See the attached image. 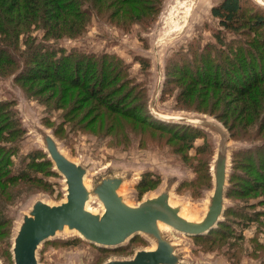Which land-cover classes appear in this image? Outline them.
Returning a JSON list of instances; mask_svg holds the SVG:
<instances>
[{"label":"rangeland","instance_id":"1","mask_svg":"<svg viewBox=\"0 0 264 264\" xmlns=\"http://www.w3.org/2000/svg\"><path fill=\"white\" fill-rule=\"evenodd\" d=\"M219 1L163 0L160 11L155 14L153 20L144 24L125 25L123 28L115 26L107 18L101 19L93 14L81 35L73 38H43L46 31L35 24L30 25L27 32L21 31L13 49L14 54H11V48H8L3 57L9 59L0 60V64L4 63L3 61L6 63L12 56L18 67L16 71L12 67L7 73L0 72V102L7 103L0 114V123L8 125L13 136L9 137V144L6 146L11 148L8 155V160L12 163L11 171L17 173L21 161L32 151H44L40 138L33 130L34 126H40L53 135L68 158L86 166V187H91L95 180L107 173L130 175L129 181L117 189L125 203L137 205L146 197L156 196L168 186L171 188L170 203L181 206L180 215L189 220H200L213 188L208 176L217 147L218 136L215 133L202 127V136L195 139L192 146L186 150L178 147L180 150H177L175 139L169 134L149 133L145 127L144 130L131 129L129 125L123 128L117 120L111 123V126L105 127L99 120L94 122L97 110L91 101L85 102L79 95L77 100L71 103L72 107L67 106L68 103L65 104L64 100L57 97L58 90L36 94L37 86L22 85L20 79L23 74L21 77L17 74L28 61L24 58L29 49L25 39L29 40L28 42L33 41L35 45L54 44L65 52L74 48L85 52H105L121 61L119 65L127 72L126 79L120 82L124 85L121 93L127 95L124 100L128 104L137 100L144 103L141 116L153 119L149 112L151 113L150 109L154 104L155 111L162 114L205 115L208 119H215L207 113L177 109L174 97L178 88L175 84L165 81L164 75L165 68L171 61L178 65L181 57L192 59V53L200 52L204 45L214 43L212 35L220 27L217 19L212 17L210 8ZM246 2L248 8L264 11V0ZM0 15L4 17L3 13ZM6 21L5 28L9 27V14H6ZM229 35L234 39H245L237 33H225L227 38ZM232 45L234 47L236 42ZM141 59L146 64L140 63ZM109 62L116 61L111 59ZM42 83L43 81L39 80L36 85ZM140 94H143L142 99ZM81 105L83 108L80 110L73 109ZM155 117L156 121L164 120L158 115ZM129 121L123 120V123L129 124ZM216 121L221 123L218 119ZM238 135L239 132L228 140L230 149L226 186L228 185L231 192L233 185L243 188L244 184L248 186L255 180L254 171L251 169L240 168L246 177L239 179L240 182H234L237 181L236 178L234 175L230 176L234 150L259 142V138L241 140ZM203 145H206L207 152L202 156L204 163L198 169L201 170L200 174L196 171L200 159L196 150ZM234 156L238 157L240 154L235 152ZM248 160L254 163L256 159L253 156ZM52 169L54 170L53 164ZM144 172L157 179L158 183L148 188H138ZM54 173L55 175H47L48 169L43 168L35 174L41 178L38 182L18 179L14 183L0 184V203L5 206L6 220L12 223L11 227L0 225V264H14L11 252L13 234L21 215L26 213L34 200L42 199L51 205L65 200L64 177L56 171ZM260 196L259 191H251L248 196L235 192L230 201L238 213L236 218L243 220L236 222L232 217L225 219L228 220L225 222V230L234 234L232 236L216 233L210 239L204 236L205 238L196 240L197 235H184L162 225L163 232L177 245V252L181 257L180 264H264V214L259 215L264 210V204L259 203ZM225 202L230 203L226 198ZM249 203H252L254 208L245 211L249 208ZM85 205L94 213L103 209L94 196ZM252 210H256V214L251 215ZM241 212L247 214H240ZM257 214L260 216L258 220L249 219L258 217ZM70 242L73 243L69 244ZM153 248V240L142 234H136L116 247H99L85 241L74 230H64L56 233L54 238L42 242L36 257L38 264H102L111 259H130L137 250Z\"/></svg>","mask_w":264,"mask_h":264},{"label":"trees","instance_id":"2","mask_svg":"<svg viewBox=\"0 0 264 264\" xmlns=\"http://www.w3.org/2000/svg\"><path fill=\"white\" fill-rule=\"evenodd\" d=\"M162 1L0 0V14H4V17L0 15L2 34L0 60L9 59L3 57L8 48H11V54H14L13 49L17 45L18 34L21 31L27 32L32 24L46 31L43 38L50 40L73 38L81 35L93 14L100 16L101 19L107 18L115 26L123 28L125 25L144 24L148 20H153L155 14L160 11ZM246 4V0H220L214 4L210 8L211 15L217 19L220 27L212 35L214 43L204 45L200 52L192 53V59L181 57L178 65L171 61L172 63L165 68L164 80L175 84L178 88L174 97L176 101L174 105L177 109L212 115L227 128L231 138L237 132L241 140L259 138V142L252 146L234 150L240 156L236 157L235 152L232 153L233 168L230 176L234 175L237 180L234 182L246 178L240 171V168H244L254 171L253 184L248 186L244 184L243 188L232 184V192L227 185L225 198L230 203L225 205L220 223L207 234L195 236L196 240L205 238L204 236L210 239L216 233L234 235L225 230V222H228L225 219L232 217L236 222L243 220L236 218L238 213L235 205L230 201L235 192L241 196H248L251 191H259L261 195L259 203L264 204V11L259 8L250 9ZM6 14H9L7 28L4 27L7 22ZM226 32L237 33L245 39H234L231 35L227 38ZM28 41L24 40L29 48L24 56L28 61L22 65L17 75L23 74L22 77L20 76L22 85L37 86H34L37 88L36 94L47 90H58L57 97L71 107V103L80 95L83 101H91L95 105L97 111L94 114L96 116L94 122L99 120L98 122L106 127L117 120L123 128L129 125L131 129L144 130L145 127L149 133L169 134L175 139L177 150H180L178 147L186 150L193 145L195 139L202 136L203 131L197 126L161 119L156 121L157 118L150 112L153 119L141 116L143 102L137 100L128 104L124 100L127 95L121 93L124 85L120 82L126 79L127 72L119 65L121 61L116 60L112 54L85 52L75 48L65 52L63 48H58L54 44L35 45L33 41ZM233 42H236L234 47H232ZM111 59L116 62H109ZM3 62L0 64L1 73H7L12 67L14 71L18 68L12 56L6 63ZM140 63L146 64L143 59ZM39 80L43 83L36 85ZM139 97L142 99L143 94ZM6 105L7 103L0 102V114ZM81 108L82 105L73 109ZM128 119L129 124L128 122L124 124L123 120ZM1 120L0 117V122ZM133 122L138 125H134ZM10 131L8 125L0 123V184L14 183L18 179L38 182L41 178L36 177L35 174L43 168L48 169L47 175H55L52 163L46 153L40 149L29 153L27 158L21 161L19 171L13 173L10 168L12 163L8 160L11 148H6L9 137H13ZM206 152V145L196 150L200 158L196 170L198 173L201 171L198 169L204 163L202 156ZM253 156L256 159L254 163L248 160ZM208 178L212 181V172ZM156 183H158L157 179L144 172L137 187L144 189ZM248 206L245 211L254 208L252 203ZM4 209L5 206L0 203V225L11 227L12 223L6 220ZM253 214H256V210H252L251 215ZM261 214H264V210L259 213ZM259 215L249 219L256 221Z\"/></svg>","mask_w":264,"mask_h":264},{"label":"water","instance_id":"3","mask_svg":"<svg viewBox=\"0 0 264 264\" xmlns=\"http://www.w3.org/2000/svg\"><path fill=\"white\" fill-rule=\"evenodd\" d=\"M151 106V113L164 120L205 128L218 136L214 160L211 165L212 191L200 220L180 215L181 206L170 203L171 188L165 186L159 194L146 197L137 205L125 203L118 188L129 181L130 175L104 174L86 187V166L68 158L53 135L42 127L33 130L41 140L54 171L64 177L65 200L51 205L42 199L34 200L21 215L13 234L11 252L14 264H38L37 250L42 242L52 239L56 233L74 230L85 241L99 247H116L136 234L148 236L154 242L153 249L137 250L130 259H111L102 264H180L177 245L163 232L166 225L184 235H203L220 223L226 205L225 190L229 162L228 131L215 119L205 115L162 114ZM94 196L103 209L94 213L86 203ZM162 224V225H161Z\"/></svg>","mask_w":264,"mask_h":264},{"label":"bare ground","instance_id":"4","mask_svg":"<svg viewBox=\"0 0 264 264\" xmlns=\"http://www.w3.org/2000/svg\"><path fill=\"white\" fill-rule=\"evenodd\" d=\"M186 14V13H185ZM183 20V19H182ZM162 225V224H161ZM163 226H165V225H163Z\"/></svg>","mask_w":264,"mask_h":264}]
</instances>
